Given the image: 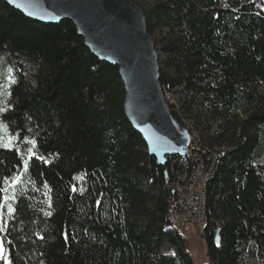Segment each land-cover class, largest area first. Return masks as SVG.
<instances>
[{
    "label": "trees",
    "instance_id": "1",
    "mask_svg": "<svg viewBox=\"0 0 264 264\" xmlns=\"http://www.w3.org/2000/svg\"><path fill=\"white\" fill-rule=\"evenodd\" d=\"M131 1L163 53L165 93L180 96L174 117L216 163L207 264H264V0ZM124 101L119 68L71 20L36 21L0 0V122L15 135L0 147L10 264H195L168 219L177 156L158 164Z\"/></svg>",
    "mask_w": 264,
    "mask_h": 264
},
{
    "label": "water",
    "instance_id": "2",
    "mask_svg": "<svg viewBox=\"0 0 264 264\" xmlns=\"http://www.w3.org/2000/svg\"><path fill=\"white\" fill-rule=\"evenodd\" d=\"M27 17L57 24L71 20L91 52L119 68L128 120L159 165L186 156L191 134L174 117L160 80V48L145 12L131 0H6ZM217 236V243H220Z\"/></svg>",
    "mask_w": 264,
    "mask_h": 264
},
{
    "label": "built area",
    "instance_id": "3",
    "mask_svg": "<svg viewBox=\"0 0 264 264\" xmlns=\"http://www.w3.org/2000/svg\"><path fill=\"white\" fill-rule=\"evenodd\" d=\"M183 126L187 127L191 134L188 154L181 156L176 162H170L167 170L173 191L171 218L178 220L179 225L183 223L203 225L207 215V209L203 205V184L205 177L212 170V162H208L206 151L194 140L189 125ZM177 162L186 163V176H178Z\"/></svg>",
    "mask_w": 264,
    "mask_h": 264
},
{
    "label": "rangeland",
    "instance_id": "4",
    "mask_svg": "<svg viewBox=\"0 0 264 264\" xmlns=\"http://www.w3.org/2000/svg\"><path fill=\"white\" fill-rule=\"evenodd\" d=\"M154 37L158 38L159 34L156 33ZM163 56L162 51L160 52V58ZM170 101L179 108L181 106L180 96L176 90L167 91ZM166 95V93H165ZM4 105H0V109H4ZM0 125L4 126V122H0ZM0 137H3L4 143H9L10 147L13 146L15 141V135L9 132L6 127L0 129ZM204 225V224H203ZM203 225L201 224H190V223H183L180 225H176L178 229L186 236L188 243H189V253L190 256L193 258L195 264H207V246L205 240L203 238ZM0 240L1 235H0ZM162 252L164 254H173L172 247L169 243H165L162 247Z\"/></svg>",
    "mask_w": 264,
    "mask_h": 264
},
{
    "label": "bare ground",
    "instance_id": "5",
    "mask_svg": "<svg viewBox=\"0 0 264 264\" xmlns=\"http://www.w3.org/2000/svg\"><path fill=\"white\" fill-rule=\"evenodd\" d=\"M165 98H166V101H167V103L169 104V106L171 105V106H173L174 104L172 103V101H170V97H169V95H168V93H166V95H165ZM175 106V105H174ZM187 121V120H186ZM185 120L183 121V124H187L188 125V123L186 122ZM191 126V125H190ZM189 126V127H190ZM186 129H187V127H185ZM190 131L193 133V135H194V140L196 141V143H199L200 141L198 140V138H197V131L196 130H194V129H192L191 127H190ZM200 138V137H199ZM177 156V158H175V159H173V162H176V160L177 159H181V156L180 155H175V157ZM170 158H171V156H167V160H170ZM172 162V161H171ZM180 166H182V167H180ZM178 164H177V168H179V169H177V171H178V176H186V163L185 162H178ZM216 168V163L215 162H212V170H210V172L208 173V175L205 177V179H204V184H203V205H204V207H206V201H207V193H206V187H207V184H208V182H209V180H210V178L212 177V175H213V172H214V169ZM172 204H173V197L171 198V200H170V203H169V210H168V219H169V221L173 224V225H179V222H178V220H174V219H172L171 218V211H172Z\"/></svg>",
    "mask_w": 264,
    "mask_h": 264
},
{
    "label": "snow or ice",
    "instance_id": "6",
    "mask_svg": "<svg viewBox=\"0 0 264 264\" xmlns=\"http://www.w3.org/2000/svg\"><path fill=\"white\" fill-rule=\"evenodd\" d=\"M10 82H12V81L10 80ZM0 111H4V109H0ZM4 127H6V126L0 125V129H2ZM31 143L33 145H35V141H31ZM0 147H10V141H9V143H4L3 137H0ZM29 151L31 152V149ZM77 179H83V177L82 176L77 177ZM9 211H12V209L10 208ZM49 215H50V213H49ZM0 260H3L5 262V264H10V261L8 260L7 249L4 247V243L2 240H0Z\"/></svg>",
    "mask_w": 264,
    "mask_h": 264
},
{
    "label": "clouds",
    "instance_id": "7",
    "mask_svg": "<svg viewBox=\"0 0 264 264\" xmlns=\"http://www.w3.org/2000/svg\"><path fill=\"white\" fill-rule=\"evenodd\" d=\"M164 92H165V90H164Z\"/></svg>",
    "mask_w": 264,
    "mask_h": 264
}]
</instances>
